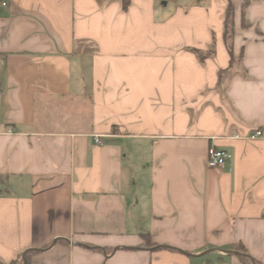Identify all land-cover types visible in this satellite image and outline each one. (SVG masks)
<instances>
[{
    "label": "crops",
    "instance_id": "obj_1",
    "mask_svg": "<svg viewBox=\"0 0 264 264\" xmlns=\"http://www.w3.org/2000/svg\"><path fill=\"white\" fill-rule=\"evenodd\" d=\"M245 1L0 0V264H264V0Z\"/></svg>",
    "mask_w": 264,
    "mask_h": 264
},
{
    "label": "trees",
    "instance_id": "obj_2",
    "mask_svg": "<svg viewBox=\"0 0 264 264\" xmlns=\"http://www.w3.org/2000/svg\"><path fill=\"white\" fill-rule=\"evenodd\" d=\"M123 4L124 9H127L130 5V0H120ZM252 1H245L243 3V8H245L246 6H248ZM243 26H246L245 24H243ZM235 34V24H234V7L232 4H229L227 7V10L225 12V19H224V40L226 43V46L229 50V53L231 55V63L233 64V52H232V48H233V37ZM190 52L194 53L198 59L200 60L201 63H204L205 60L211 56H213L214 51H203V50H199V49H195V48H190L189 49ZM220 78H222L220 76ZM243 248L238 249L239 251H241V253H238V255L240 256V258L245 261L248 262L249 264H257V262L253 261L248 254L246 253V251L242 250ZM23 253L19 254L18 257L16 258V260L10 262L9 264H22L23 263ZM26 257H28V254H26Z\"/></svg>",
    "mask_w": 264,
    "mask_h": 264
},
{
    "label": "built area",
    "instance_id": "obj_3",
    "mask_svg": "<svg viewBox=\"0 0 264 264\" xmlns=\"http://www.w3.org/2000/svg\"><path fill=\"white\" fill-rule=\"evenodd\" d=\"M0 6L5 7L7 6L6 2H0ZM263 136V132L261 130H257L256 132L250 134L246 139L248 140H256ZM235 138H241L239 136H235ZM98 136H96L97 143H101L98 140ZM233 161V155L225 150H220L214 146H211L208 150V159L207 164L210 168H223L228 163Z\"/></svg>",
    "mask_w": 264,
    "mask_h": 264
},
{
    "label": "water",
    "instance_id": "obj_4",
    "mask_svg": "<svg viewBox=\"0 0 264 264\" xmlns=\"http://www.w3.org/2000/svg\"><path fill=\"white\" fill-rule=\"evenodd\" d=\"M26 255V254H25ZM25 255L23 256V259H25Z\"/></svg>",
    "mask_w": 264,
    "mask_h": 264
},
{
    "label": "rangeland",
    "instance_id": "obj_5",
    "mask_svg": "<svg viewBox=\"0 0 264 264\" xmlns=\"http://www.w3.org/2000/svg\"><path fill=\"white\" fill-rule=\"evenodd\" d=\"M234 64H237V62H235ZM221 79H223V78H221Z\"/></svg>",
    "mask_w": 264,
    "mask_h": 264
}]
</instances>
